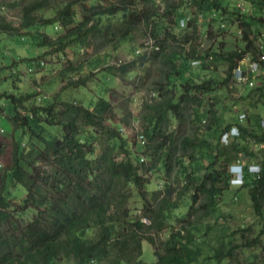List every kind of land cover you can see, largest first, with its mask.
<instances>
[{
    "label": "trees",
    "instance_id": "16d2710c",
    "mask_svg": "<svg viewBox=\"0 0 264 264\" xmlns=\"http://www.w3.org/2000/svg\"><path fill=\"white\" fill-rule=\"evenodd\" d=\"M3 6L19 8V26L2 14ZM50 28L61 34L42 32ZM226 30L234 37L230 45ZM1 42L12 61L23 57L32 68L47 57L64 59L69 49L77 54L94 48L105 52L87 65L105 64L108 74H156L148 84L152 97L136 117L141 130L130 140L124 127L131 114L116 121L106 97L95 95L84 104L23 92L20 84L32 68L27 75L0 70V85L4 80L8 86L0 91V113L14 139L10 160L0 169V264H144L143 240L155 245L152 234L176 212L189 226H182L185 233L170 229L153 252L155 264H264V60L253 87L236 84L233 73L243 56L264 55V0L0 2ZM122 45L132 59L110 64ZM40 47L48 51L38 59L33 50ZM66 63L56 77L67 85L83 87L91 80L78 76L88 69L83 64ZM238 104L243 106L234 110ZM233 127L238 135L228 134L224 142ZM243 158L259 165L260 173L253 176L245 166L242 186L231 188L228 166ZM158 174L165 177L153 182ZM150 184L157 190L149 192ZM243 190L259 225L251 239V225L228 232V197ZM132 193L151 194L141 212L148 224L129 207ZM247 247L255 251L252 260L239 262L237 251Z\"/></svg>",
    "mask_w": 264,
    "mask_h": 264
},
{
    "label": "rangeland",
    "instance_id": "374dc122",
    "mask_svg": "<svg viewBox=\"0 0 264 264\" xmlns=\"http://www.w3.org/2000/svg\"><path fill=\"white\" fill-rule=\"evenodd\" d=\"M14 1V0H12ZM11 0H0V2H4V4H8L12 2ZM239 3V2H238ZM237 3V4H238ZM244 4L243 2H241ZM2 14L7 18L9 22H11L14 26H19L20 24V13L19 8H9L7 6H3L1 8ZM232 30H235L234 28ZM42 32H46L48 36H52L53 38H57L58 35L61 33H57L58 31L50 28L47 30L42 29ZM4 40H7V37L3 38ZM224 39L226 40V44L230 45L234 41V37L232 36V33L230 30H226V33H224ZM14 42L18 43V40H14ZM139 44V41H136ZM200 44L203 45V47H207L210 43L205 40L204 38L201 39ZM212 42V41H211ZM5 43H0V70H6L7 68L9 71L12 69L15 70L16 68L18 72H22L23 74L27 75V72L29 71V68H32V66L25 61H22L23 57L19 59V62L12 61L13 54L11 53H5L2 52L5 49ZM76 50V49H74ZM74 50L69 49L66 52V56L64 59H58L56 57H47V59H43L45 63L42 67L38 68H32L33 74H28L27 78H25V82L20 84L21 90L23 92L26 91H39L42 92L43 95L50 96L51 94H58L60 95V98L64 101H72V102H82L84 104H89V102L92 100V98L95 95H101L106 97L112 107V111L114 114V118L116 121H121L123 118L128 117L127 114L130 113L131 116H129V122L130 125L127 127H124V134L132 140L134 138V135H136L138 130H141L140 123L136 120V117L139 116V113L141 111V106L143 103L147 100H150L152 97V92L148 88L149 82H151V78H154V75L156 74L155 70L153 69L152 72L149 74H144V72H138L136 75H132L131 78H120L118 74H108L107 72L103 71L105 68V64L98 65V67L91 65H87L92 59L94 58V54H102L105 51L101 50L98 52V49L94 48H85L84 51H80V53H74ZM48 51L45 48H34L33 53L34 56H38ZM130 49L126 45H122L117 49L116 52H113L111 59L109 60L110 64L118 63L120 60H130L132 59V56L130 55ZM24 55V54H23ZM25 56V55H24ZM16 58V56H15ZM17 59V58H16ZM38 59H41L39 57ZM120 59L119 61H117ZM67 60H69L73 65L78 66L79 64H83L82 68H88L84 72L82 71L78 76L83 77L85 75L91 76V80L88 81V83L83 87L78 86H71L67 85V81L62 80L60 77H56L57 72L66 66ZM108 64V63H107ZM120 64V63H118ZM151 65V63H150ZM157 67V66H155ZM12 68V69H11ZM1 77L3 76L0 74ZM114 75V77H113ZM5 76V75H4ZM74 80L77 79V77L73 78ZM2 80V79H1ZM48 81V82H47ZM50 81V82H49ZM4 85H0V91H3L8 86H6V83L4 80H2ZM46 82V83H45ZM19 85V84H18ZM41 89H40V88ZM35 88V89H34ZM51 95V96H52ZM235 95V94H234ZM37 100L39 97H35ZM260 105V104H259ZM243 106V104H238L233 107L234 110H238ZM248 112L252 109H249L248 106ZM245 108V106H244ZM264 107H262L263 109ZM246 109V108H245ZM134 117V118H133ZM229 119L227 118L226 121ZM0 143L1 148L3 150V153L0 154V169H2L6 164L9 162L11 157V152L13 150V136L11 134L12 127L9 124L7 117L5 113H0ZM225 136V135H224ZM223 136V138H224ZM227 138V135L225 136ZM103 138V137H98ZM253 169V167H252ZM165 175L158 174V176H155V179L153 182H157L158 179H163ZM176 177L175 172H172L170 175V181H174ZM152 182V183H153ZM151 183V184H152ZM149 185L148 190L149 192H153L157 190L156 185ZM154 184V183H153ZM135 191V190H134ZM163 192V191H162ZM151 200V194H145L143 198L140 197H134V193H132V197L129 201V207L132 209V212L134 214H137L139 212H142L144 201ZM222 209L224 206H221ZM230 210V213L232 214L231 217L227 218V224L229 226V230H237L239 227V224H244L245 226L251 225L252 231L247 233L246 235L251 239L255 238L258 234L259 225L257 223V218L254 217V212L252 209V205L250 204V201L248 199L247 191L243 190V194L236 198L228 197V204L225 206V211L227 212ZM212 215V214H211ZM175 216H179V214L176 212L173 215H169L166 219V227H164L162 230L158 232L159 239H157L154 246H151V244L147 241L143 242V260L148 263H154L155 262V256L153 252L157 250L167 236L170 229H178L180 226L186 224L187 222H180L178 221ZM191 220H193V217H191ZM212 220V219H211ZM157 229H155L156 231ZM239 231V230H238ZM185 233V231H184ZM242 234V232L240 231ZM210 240V243H217L216 239L213 238V236H208L207 240ZM264 240V236L262 237ZM242 235L239 238V243L242 241ZM254 250L251 249V247H247L244 252L239 253L237 251V258L239 262H245V261H251V255L254 254ZM142 260V258H141ZM249 261V262H250ZM220 264H229L228 261L224 260ZM231 264H241L238 262H233Z\"/></svg>",
    "mask_w": 264,
    "mask_h": 264
},
{
    "label": "clouds",
    "instance_id": "9594fccd",
    "mask_svg": "<svg viewBox=\"0 0 264 264\" xmlns=\"http://www.w3.org/2000/svg\"><path fill=\"white\" fill-rule=\"evenodd\" d=\"M192 63L194 64V65H196V64H198V62L197 61H192ZM43 66V65H42ZM29 71H30V69H29ZM257 77V76H256ZM256 79V78H255ZM234 80H235V78H234ZM235 83L236 84H241V83H237L236 82V80H235ZM254 84H256V80H254ZM243 85H248V84H243ZM249 86V85H248ZM254 86V85H253ZM253 86H249V87H253ZM237 96H239L240 95V92L239 93H237L236 94ZM244 117V114L242 113L241 115H240V119H242ZM204 122V121H203ZM261 125L262 126H264V121L262 120V122H261ZM228 134L230 135V134H232V135H238V130H237V128H235V127H233L230 131H229V133H227V134H225V136L227 135V138H228ZM224 136V138H222V140L224 141V142H226L227 141V138ZM245 161H246V159L245 158H243V159H241V160H238V161H236V162H234V163H231V164H229V166H228V172H229V174H230V176H231V180H230V187L231 188H234V189H237V188H240L241 186H242V184H243V169H244V167L246 166L247 167V170L253 175V176H258L259 175V173H260V166L259 165H257L256 163H252V162H248V161H246V163H245ZM252 167H253V169H252ZM237 199V198H236ZM134 216H135V218L138 220L139 218H140V220L143 222V223H149V221H148V219L146 218V217H144V215H142V213L141 212H139V213H137V214H134ZM184 225H186V224H184ZM184 225H182V226H184ZM182 226H180V228H176V229H174V230H172V231H182L183 233H184V229H182ZM187 226V225H186ZM153 235V237H154V239H155V241H157V239H159V236H158V234L157 235H155V234H152ZM144 241H147V240H143V242ZM143 242H142V247H143ZM147 242H149V241H147ZM150 243V242H149ZM151 244V243H150ZM151 246H154L153 244H151ZM156 263V257H155V262H154V264ZM144 264H148V263H146V262H144ZM151 264H153V263H151Z\"/></svg>",
    "mask_w": 264,
    "mask_h": 264
},
{
    "label": "built area",
    "instance_id": "2783aa9c",
    "mask_svg": "<svg viewBox=\"0 0 264 264\" xmlns=\"http://www.w3.org/2000/svg\"><path fill=\"white\" fill-rule=\"evenodd\" d=\"M237 6L242 10L244 9L241 2H239ZM262 60H264V55L259 56L256 60L250 59L247 55L243 56L233 70L236 82L253 86L256 76L262 73V65L260 64Z\"/></svg>",
    "mask_w": 264,
    "mask_h": 264
}]
</instances>
